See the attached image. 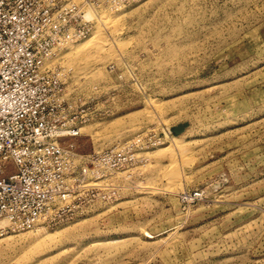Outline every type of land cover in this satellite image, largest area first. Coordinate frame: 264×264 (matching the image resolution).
Returning <instances> with one entry per match:
<instances>
[{
    "label": "rangeland",
    "instance_id": "1",
    "mask_svg": "<svg viewBox=\"0 0 264 264\" xmlns=\"http://www.w3.org/2000/svg\"><path fill=\"white\" fill-rule=\"evenodd\" d=\"M96 7L47 62L77 115L62 142L135 158L69 217L0 229V264H264V0Z\"/></svg>",
    "mask_w": 264,
    "mask_h": 264
},
{
    "label": "built area",
    "instance_id": "2",
    "mask_svg": "<svg viewBox=\"0 0 264 264\" xmlns=\"http://www.w3.org/2000/svg\"><path fill=\"white\" fill-rule=\"evenodd\" d=\"M101 1L0 0V173L13 169L0 175L1 233L69 217L77 196L95 195L89 175L135 158L123 145L83 155L62 142L80 131L62 72L47 62L90 33Z\"/></svg>",
    "mask_w": 264,
    "mask_h": 264
},
{
    "label": "water",
    "instance_id": "3",
    "mask_svg": "<svg viewBox=\"0 0 264 264\" xmlns=\"http://www.w3.org/2000/svg\"><path fill=\"white\" fill-rule=\"evenodd\" d=\"M182 129H183V125H179V126L174 127L173 131L178 134L182 131Z\"/></svg>",
    "mask_w": 264,
    "mask_h": 264
},
{
    "label": "bare ground",
    "instance_id": "4",
    "mask_svg": "<svg viewBox=\"0 0 264 264\" xmlns=\"http://www.w3.org/2000/svg\"><path fill=\"white\" fill-rule=\"evenodd\" d=\"M106 18H108V16H107ZM112 25H113V23H112ZM100 33H101V32H100V28L98 27V28L95 30V34H96V35H100ZM91 39H92V38H91ZM91 39H90V40H91ZM177 138H178V137H176V139H177Z\"/></svg>",
    "mask_w": 264,
    "mask_h": 264
}]
</instances>
